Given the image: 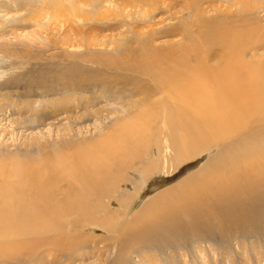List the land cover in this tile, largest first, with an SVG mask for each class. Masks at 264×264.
Masks as SVG:
<instances>
[{
  "label": "rangeland",
  "instance_id": "374dc122",
  "mask_svg": "<svg viewBox=\"0 0 264 264\" xmlns=\"http://www.w3.org/2000/svg\"><path fill=\"white\" fill-rule=\"evenodd\" d=\"M225 14L242 18L240 28L264 31V0H0V162L36 165L62 155L76 161L86 156V146L106 136H118L123 140L118 147H134L128 156L135 154L106 159L105 184L90 189L81 166L70 174L50 168L47 179L64 180L45 196L54 191L52 198L61 200L72 190L88 200L78 204L71 197L72 212L56 220L51 236L33 238L59 241L53 250L0 258V264H264V188L212 200L211 213L203 204L193 205L196 194L174 195L192 173L219 158L222 146L162 170V156L174 152L160 121L149 120L145 127L146 147L134 144L132 126H123L147 111L144 104L135 106L143 100L139 88L154 90L153 100L162 97L154 79L160 54L146 52L192 46L195 36L211 31L213 21H226ZM228 20L227 28L235 26ZM247 53L252 61L264 49ZM190 55L193 62L195 54ZM148 64L152 71L137 70ZM148 162L158 170L144 179ZM201 179L189 183L193 191L208 188Z\"/></svg>",
  "mask_w": 264,
  "mask_h": 264
},
{
  "label": "bare ground",
  "instance_id": "6f19581e",
  "mask_svg": "<svg viewBox=\"0 0 264 264\" xmlns=\"http://www.w3.org/2000/svg\"><path fill=\"white\" fill-rule=\"evenodd\" d=\"M225 15L235 26L227 28L225 25L227 19L226 21L219 19L212 22L210 32L198 38L195 36L192 46H185L181 51L172 48L146 52L149 56L152 53L157 56L160 54L162 62L160 73L156 74L157 78L154 79L161 89L162 97L160 100H153L151 96L154 90L139 88L143 100L137 101L135 106L144 104L147 111H144L142 117L135 116L134 121L124 122L126 125H123L132 126L133 134L136 132L137 139L134 143L136 146L146 147L147 128L145 127L149 126V120L160 121L161 126L166 128L162 133L171 142L170 148L174 152L171 157L165 154L162 156L163 163H158L162 170L169 171L170 167L181 166L195 158L205 148L222 146L223 153L218 154L219 158L217 156L216 161L210 159L203 164L196 171L197 173H192L186 182L183 181L179 186V192L174 194L179 196L186 191L193 196L196 194L195 197L199 198L193 205L203 204L206 211L212 200L215 202L232 198L242 194V189L254 192L258 187L264 188V182L261 181L262 177L264 178V55L259 58L255 55L252 61L246 59L247 51L256 52L264 49V31L258 29L259 26L255 29L240 28L238 24L244 23L242 18L233 20L229 14ZM196 25L198 27L199 22ZM201 25L203 27L204 24ZM206 26L207 23L204 29ZM192 27L194 24L191 25ZM191 53L196 57L193 62L189 61ZM214 62L216 64H213ZM146 67V70L142 67L137 70L141 73L152 71L150 64ZM133 72L136 73V70ZM117 137L106 136L103 140L86 146L84 150L86 154L82 153L86 158L78 157L76 161L74 159H66V161L62 159V155L60 158L48 157L36 165L28 163L23 165L14 160V163L10 160L6 164L0 162V239H3L0 246L1 259L14 258V256L16 258L20 255L24 257L46 247L53 250L59 244V241L51 240L49 237L50 241L46 243L41 242L43 238L40 240L33 238L45 233L48 236L54 232L56 220L72 212L74 201L71 197L74 196V199L80 201L78 204H82L88 200V196L82 192L77 196L78 193L72 190L67 191L66 198L64 196L61 200L59 198L60 201L52 198L51 194L54 191L45 196L47 189L52 190L51 187L55 188L56 182L64 180L47 179L52 172L50 168L70 174L81 166L85 169L80 174L87 188L103 185L105 183L102 182V177L107 175L104 170L108 169L105 160L111 156L115 158L117 156L118 159L125 158L128 156V151L134 148L124 144L118 147L123 140ZM165 147L167 151L168 147L166 145ZM82 149L83 147H79L77 151ZM160 154H163V151ZM133 156L135 154L131 153L128 157ZM226 156H232L243 166L235 165L232 160L227 161ZM52 158L59 161L55 166ZM217 161L221 163L219 167ZM156 166H158L157 162ZM157 170L154 162H148L143 171V178L148 179ZM14 177H20V182L14 183ZM198 177L209 182L208 188L204 191H193L192 184L189 185L191 181H197ZM129 195V198L133 199L134 196ZM126 197L119 199V203L123 199L124 204L127 201ZM208 212L211 213V209ZM105 220H108L107 217ZM116 222L115 218L112 224H117Z\"/></svg>",
  "mask_w": 264,
  "mask_h": 264
}]
</instances>
